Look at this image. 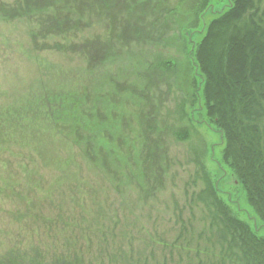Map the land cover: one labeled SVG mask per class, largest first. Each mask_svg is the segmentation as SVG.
Listing matches in <instances>:
<instances>
[{"label":"trees","instance_id":"trees-1","mask_svg":"<svg viewBox=\"0 0 264 264\" xmlns=\"http://www.w3.org/2000/svg\"><path fill=\"white\" fill-rule=\"evenodd\" d=\"M43 1H40L38 11L30 9L32 16L28 10H25L27 15L23 16L22 12L17 16L33 20V38L61 40L79 59L86 58L80 57L82 53L93 55L95 44L102 50V61L85 67L81 88H67L68 77L58 81L54 76H48L47 82L31 86L36 94L33 93L35 103H28L29 107L21 110L16 99L13 104L0 106V145L8 147L12 141L16 142L15 134L22 137V141H35L42 163H45V156L41 149L47 146L48 140L54 145L72 146L93 171L103 173L122 199L126 200L131 192L137 195L135 203L147 202L156 194L157 174L149 178L156 155L149 153L151 129L146 130L144 127L149 125L143 124V118L138 117L144 113L146 101L135 91L139 90L141 75L146 72L151 55L136 66L126 68L120 64L116 71L108 73L109 66H117L122 54L128 51V47L125 50L123 46L117 53L113 49L116 43L102 42L104 37L117 38L106 14L108 2L101 0L100 5L94 2L97 0ZM22 4L16 2L9 12H21L18 9ZM208 11L216 17L206 26L203 16ZM171 12L161 11L160 15L165 17ZM192 16V21L181 32L186 38V51L191 56L193 71H198L192 79L195 99H202L208 122L221 135L222 164L232 174L256 219L264 226V10L255 0H201ZM117 20L119 24V17ZM77 26H83V29ZM95 28H103V36L96 38ZM203 33L199 43L192 41V36ZM148 42L144 39L142 43ZM166 64L172 67L171 63ZM76 74L74 72L71 79L75 80L76 76L77 81ZM124 80L129 86L119 89ZM122 93L128 94L124 101L121 100ZM195 104L193 99L192 105ZM42 109L51 128L49 137L32 125V112ZM174 136L181 142L190 137L187 129L176 131ZM198 160L196 158L195 163L202 188L194 194L193 201L194 206L200 205L203 210L201 221L206 228L198 236L189 237L187 223L183 224L174 243L156 247L162 255L159 263L264 264V236H258L220 197L216 180ZM13 192L12 181L5 180L0 184V196L5 201L12 200ZM49 208L52 213L57 212L56 208ZM29 209L27 203L20 218L42 220L51 233L71 227L67 223L70 214L64 215L61 210L53 217L50 213L29 214ZM14 212L18 213L12 211L11 216L18 220ZM80 219L86 218L81 215ZM95 219L97 226H105L102 216L100 219L95 216ZM97 233L99 247L90 259L87 257L92 247H76L67 240L57 247L39 245L26 252L13 245L0 256V264H147L148 257L141 249L107 247L110 240L113 243L117 240L111 236L112 229L97 230ZM91 236L83 230L77 240H83L87 245L91 243ZM117 241L124 242V239L121 236Z\"/></svg>","mask_w":264,"mask_h":264},{"label":"rangeland","instance_id":"rangeland-1","mask_svg":"<svg viewBox=\"0 0 264 264\" xmlns=\"http://www.w3.org/2000/svg\"><path fill=\"white\" fill-rule=\"evenodd\" d=\"M19 1L23 3L18 9L21 12L10 13L9 9ZM40 1L44 3L43 0H0V106L13 104L16 99L21 110L29 107L28 103H35V89L31 86L47 82L48 76H54L58 81L68 77L67 88H81L85 67L102 61V50L95 44L93 55L80 54V57L86 56L81 58L83 62L68 51L61 40L34 39L31 34L33 20L17 16L22 12L23 16L27 15L25 10L32 16L30 9L38 11ZM100 1L94 2L100 4ZM105 1L108 2L106 14L111 31L112 28L116 31L118 39L104 37L102 42L116 43L113 49L117 53L123 50V46L125 50L128 47L117 62L119 64L109 66L108 73L116 71L120 64L126 68L136 66L151 55L148 68L141 75L139 90L135 92L146 101L145 111L138 117L143 118V124L149 125L144 127L146 130L151 129L149 153L156 156L149 178L157 174L156 194L147 202L137 204V195L130 192L126 201L118 196L103 173L90 168L74 147L54 145L48 140L47 146L41 149L45 156V163H42L37 155L36 142L22 141V137L15 134L16 142L12 141L8 147L0 145V184L9 180L14 185L12 200L5 201L0 196V256L13 245L26 252L30 247H57L69 240L76 247H92L87 257L90 259L99 247L97 230L110 228L111 236L117 240L122 236L124 242L110 240L107 247H135L148 257L145 263L160 264L162 255L156 247H168L174 243L183 224L187 223L189 237L198 236L206 228L201 221L203 210L200 205L194 206L193 201L194 194L202 188L196 158L216 180L220 197L241 220L249 223L258 236H264V226L256 219L232 174L222 164L221 135L208 122L202 99L197 97L196 100L194 96L193 76L198 71H193L181 29L192 21V11L201 0ZM255 2L264 10V0ZM161 11L175 12L163 17ZM215 17L211 11L206 12L203 16L205 25ZM77 27L83 29V26ZM95 33L96 38H100L103 28H95ZM204 33L192 36V41L199 43ZM144 39L149 41L148 44L142 43ZM152 47H156L155 53ZM166 63H171L172 67ZM74 72L77 81L76 76L75 80L71 79ZM127 82L124 80L119 89L128 87ZM126 98L128 94L122 93L121 100ZM134 99L139 104V100ZM32 114V125L49 137L51 128L45 110H34ZM180 129L189 131L190 137L186 141L176 140L174 134ZM27 203L29 214L50 213L54 217L58 210L64 215L70 214L67 223L71 227L51 233L42 220L20 218L19 214L24 212ZM49 207L56 208L57 212L52 213ZM15 210L19 221L11 216ZM81 215L86 219L82 221ZM95 216L99 219L102 216L105 226H97ZM83 230L92 235L91 243L87 245L83 240H77Z\"/></svg>","mask_w":264,"mask_h":264}]
</instances>
